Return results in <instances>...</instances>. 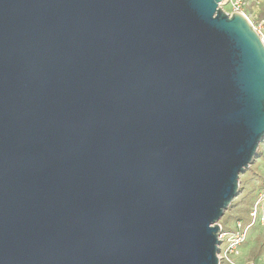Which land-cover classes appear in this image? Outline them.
Returning <instances> with one entry per match:
<instances>
[{"label":"water","instance_id":"95a60500","mask_svg":"<svg viewBox=\"0 0 264 264\" xmlns=\"http://www.w3.org/2000/svg\"><path fill=\"white\" fill-rule=\"evenodd\" d=\"M224 2L0 0V264H219L264 140Z\"/></svg>","mask_w":264,"mask_h":264},{"label":"rangeland","instance_id":"374dc122","mask_svg":"<svg viewBox=\"0 0 264 264\" xmlns=\"http://www.w3.org/2000/svg\"><path fill=\"white\" fill-rule=\"evenodd\" d=\"M222 9L230 13V5L222 3ZM244 12L252 26L264 34V0H246ZM240 186L231 206L220 223L226 230L235 229L236 221L252 223L239 261L241 264H264V228L250 218L255 203L264 192V140L250 168L240 175Z\"/></svg>","mask_w":264,"mask_h":264},{"label":"built area","instance_id":"2783aa9c","mask_svg":"<svg viewBox=\"0 0 264 264\" xmlns=\"http://www.w3.org/2000/svg\"><path fill=\"white\" fill-rule=\"evenodd\" d=\"M246 0H225L224 4L230 5V15L235 13H241L246 16L244 12ZM254 28V27H253ZM264 43V34L259 29L254 28ZM250 218L256 222L258 221L264 228V192L255 203L252 211L250 212ZM221 231L218 236L219 241V264H241L239 258L243 246L247 240V234L252 227V223L245 225L242 221H236L235 229L226 230L221 223ZM254 264V263H247Z\"/></svg>","mask_w":264,"mask_h":264}]
</instances>
